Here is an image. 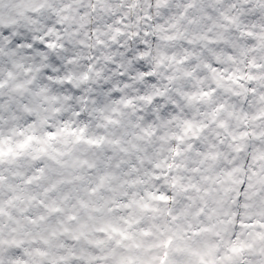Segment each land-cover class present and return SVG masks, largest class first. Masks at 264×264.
Here are the masks:
<instances>
[{
    "label": "clouds",
    "instance_id": "clouds-1",
    "mask_svg": "<svg viewBox=\"0 0 264 264\" xmlns=\"http://www.w3.org/2000/svg\"><path fill=\"white\" fill-rule=\"evenodd\" d=\"M116 8V0H0V151L12 149L0 156V264H50L54 256L81 246L103 255L105 246L94 248L71 234L45 245L43 240L59 220H39L47 216L41 199H56L80 217L84 215L80 199L103 209L96 214L100 219L90 239H106L98 230L106 218L135 215L141 221L135 236L144 253L143 264H159L164 253L171 257L178 243L167 215L170 205L149 194L171 190L177 176L199 180L188 171L195 167L192 153L176 139L184 136L188 115L163 116L155 99L151 104L145 99L153 89L146 86L147 76L138 62L120 47L124 37L117 35V29H126L117 22ZM250 19L264 22V12L258 9ZM42 39L56 48H37ZM53 56L59 64H53ZM53 134L56 138L49 140ZM30 136L34 139L28 146L19 148ZM37 169H43L42 179L29 184L31 177L41 175ZM102 177L107 179L100 187ZM52 184L54 192L48 191ZM119 200L147 203L160 211L123 208L115 203ZM108 207L116 210L108 212ZM79 222H67L70 233L76 232ZM206 223L211 226L215 221ZM144 231L150 235L144 236ZM231 233V225L218 224L192 245L204 253L215 251L219 244L224 252ZM256 233L244 230L245 249L235 260L264 264V240ZM169 238L173 243L167 246ZM38 249L49 255L38 256Z\"/></svg>",
    "mask_w": 264,
    "mask_h": 264
},
{
    "label": "snow or ice",
    "instance_id": "snow-or-ice-1",
    "mask_svg": "<svg viewBox=\"0 0 264 264\" xmlns=\"http://www.w3.org/2000/svg\"><path fill=\"white\" fill-rule=\"evenodd\" d=\"M116 2L117 22L126 29H117V35L124 37L120 47L138 62L147 76L146 86L153 89L145 99L150 104L155 99L157 111L163 116L178 112L188 115L184 136L176 139L193 155L195 167L188 171L199 175L196 182L177 176L171 190L149 194L152 200L170 205L167 215L178 241L171 257L164 253L159 264H242L234 257L245 249L241 240L244 230L256 229L257 237L264 240V22L250 19L258 9L264 12V0ZM27 46L31 48L32 44ZM36 47L55 49L56 45L42 39ZM52 62L59 64L55 56ZM48 75L51 78L53 73ZM80 131L82 134L84 129ZM55 138L54 134L48 137ZM33 139L28 137L18 147L26 148ZM10 153L11 148L0 151V156ZM176 155H180L179 149ZM37 171L41 175L31 177L29 184L42 179L43 169ZM106 179L101 178L100 187ZM55 190L56 184L48 188ZM68 199L67 195L63 197ZM78 203L83 217L62 207L56 199L40 200L47 216L41 215L39 220H59L43 243L51 246L60 236L71 234L77 242L83 237L94 248L105 246L103 255H93L83 246L68 248L54 256L50 264H143L144 253L135 236L139 218L133 214L108 217L98 229L106 239H90V232L97 230L95 221L100 219L96 214L103 209L90 207L84 199ZM115 203L127 209L137 207L144 213L160 211L135 200ZM246 209L253 211L241 215ZM115 210L107 208L108 212ZM66 211L68 214L63 215ZM77 220L76 232L70 233L67 222ZM213 220L211 226L206 223ZM29 221L35 224L36 218L29 217ZM218 224L232 226L227 249L220 252L217 244L215 251L195 250L192 242ZM143 235L150 233L144 231ZM220 235L217 231L216 237ZM172 243L169 238L167 246ZM37 255L46 257L49 253L38 249Z\"/></svg>",
    "mask_w": 264,
    "mask_h": 264
}]
</instances>
